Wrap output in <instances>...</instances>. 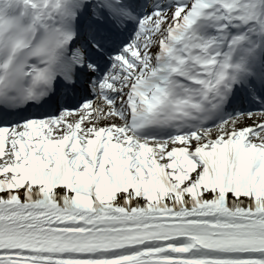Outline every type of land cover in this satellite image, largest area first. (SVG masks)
Wrapping results in <instances>:
<instances>
[{"label": "snow or ice", "instance_id": "6c2138e0", "mask_svg": "<svg viewBox=\"0 0 264 264\" xmlns=\"http://www.w3.org/2000/svg\"><path fill=\"white\" fill-rule=\"evenodd\" d=\"M0 264H264V0H0Z\"/></svg>", "mask_w": 264, "mask_h": 264}]
</instances>
